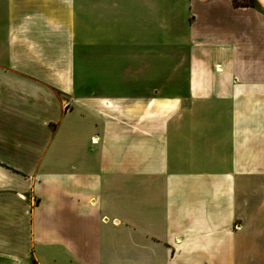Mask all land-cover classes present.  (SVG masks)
<instances>
[{"label": "crops", "instance_id": "0c3cea01", "mask_svg": "<svg viewBox=\"0 0 264 264\" xmlns=\"http://www.w3.org/2000/svg\"><path fill=\"white\" fill-rule=\"evenodd\" d=\"M0 264H264V0H0Z\"/></svg>", "mask_w": 264, "mask_h": 264}, {"label": "rangeland", "instance_id": "374dc122", "mask_svg": "<svg viewBox=\"0 0 264 264\" xmlns=\"http://www.w3.org/2000/svg\"><path fill=\"white\" fill-rule=\"evenodd\" d=\"M238 4H249L252 2V0H235Z\"/></svg>", "mask_w": 264, "mask_h": 264}]
</instances>
